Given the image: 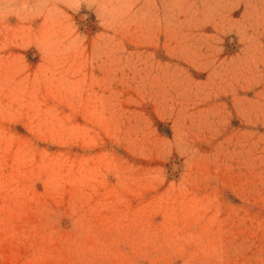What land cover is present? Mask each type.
<instances>
[{"label":"rangeland","instance_id":"rangeland-1","mask_svg":"<svg viewBox=\"0 0 264 264\" xmlns=\"http://www.w3.org/2000/svg\"><path fill=\"white\" fill-rule=\"evenodd\" d=\"M0 264H264V0H0Z\"/></svg>","mask_w":264,"mask_h":264}]
</instances>
